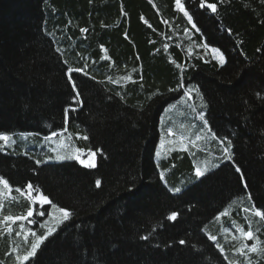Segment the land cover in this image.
Segmentation results:
<instances>
[{
  "label": "trees",
  "instance_id": "trees-1",
  "mask_svg": "<svg viewBox=\"0 0 264 264\" xmlns=\"http://www.w3.org/2000/svg\"><path fill=\"white\" fill-rule=\"evenodd\" d=\"M0 133V264H264V0H0Z\"/></svg>",
  "mask_w": 264,
  "mask_h": 264
},
{
  "label": "snow or ice",
  "instance_id": "snow-or-ice-1",
  "mask_svg": "<svg viewBox=\"0 0 264 264\" xmlns=\"http://www.w3.org/2000/svg\"><path fill=\"white\" fill-rule=\"evenodd\" d=\"M176 4L177 5H180V0H176ZM201 7H204L205 4L203 2H201L200 4ZM208 8L211 9V11L213 12H216V4L214 3H210L207 5ZM184 15L187 16L188 20L191 21L192 20V17L188 14L187 11L184 12ZM193 27H195V24H193ZM84 31H87L86 29H84ZM213 52L217 53V55H219V58L221 60V62L223 61V56L222 54L219 53V50L218 49H213ZM74 71H82V69H72V68H69L68 69V76H69V79L71 80L72 79V73ZM72 87L75 88L76 85L75 83L72 84ZM77 96H79V93L77 92ZM201 119H203V117H201ZM171 132V130H169ZM84 139H87V137H83ZM199 139V137H198ZM12 140V137H10L9 135L5 134V133H0V141H3L5 144H8L9 142H11ZM221 143H224V141H221ZM228 146L224 147L223 151L224 153L226 154L227 158L228 159H231L232 156H231V153H230V147H231V141H228ZM90 155H95V153H89ZM59 159H64V157H58ZM78 158V157H77ZM41 161L37 160L36 163H40ZM90 167H94L95 164L92 163L89 165ZM207 171V168H205L204 171H201L199 168L196 170V174L197 176H202L204 175V172ZM237 171H239V169H237ZM0 183L3 184V186L5 188H7L9 190V192L11 191V186L8 184V181L3 179L2 177H0ZM97 186H99L100 184V181H97ZM27 189L29 190V194L31 192V190H33V185L31 184H28L27 185ZM17 192H20L21 190L20 189H16ZM176 192H179L180 189L179 188H176L175 189ZM40 203H43V204H51L52 202L48 199L47 196L41 194L38 198ZM250 199V197H249ZM57 211H59L61 214H62V219L63 220H67L69 219V217L71 216V212L63 207H60L57 209ZM245 211H247V209H245ZM41 215L44 214L43 211L40 212ZM33 215V209H29L27 211V217H30ZM256 216H259V217H264V213L260 212V211H257L255 213ZM177 216V213H173L169 219H172L174 220ZM6 220H15V219H26L25 216H20V217H12V216H7L5 217ZM53 231V229H49L48 230V234H51V232ZM240 231L242 232L243 236L248 239V240H253L255 237H254V233L252 231H247V232H244L243 229H240ZM44 239H47V236L46 235H42L35 243H32L31 244V249L30 251L27 252L26 255H24L23 257H20V256H17V259L20 260V259H24V260H27L30 256H33L35 255V252H36V249L39 247V244L44 240ZM144 239H147V237H144ZM213 239H216L215 237H213ZM181 243H184V241H181ZM244 247H248L247 245H245ZM244 247L238 249V251L243 254L244 252ZM248 250L250 252H256L257 251V248L255 247V245L251 246V247H248Z\"/></svg>",
  "mask_w": 264,
  "mask_h": 264
},
{
  "label": "rangeland",
  "instance_id": "rangeland-1",
  "mask_svg": "<svg viewBox=\"0 0 264 264\" xmlns=\"http://www.w3.org/2000/svg\"><path fill=\"white\" fill-rule=\"evenodd\" d=\"M62 143H64V139H63ZM54 145H55V147H54L53 149L56 150V154H53V155L57 158L58 155H59V151H60L61 147H63V146H61V145H57L56 143H55ZM54 145L52 144L51 146H54ZM42 147L47 148V147H45V145H43ZM207 168L209 169V171L213 170L212 168H209V167H207ZM207 173H208V172H207ZM38 202H39V200H38ZM39 203H40V202H39ZM31 223L34 224L33 221H31ZM27 237L33 238V236L31 237V236H29V235H27ZM36 240H37V239H36ZM21 262H23V259H22Z\"/></svg>",
  "mask_w": 264,
  "mask_h": 264
}]
</instances>
